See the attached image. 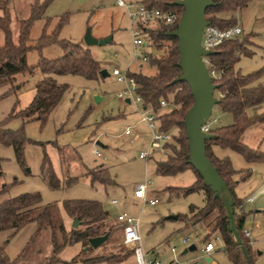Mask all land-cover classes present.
<instances>
[{
    "label": "rangeland",
    "instance_id": "1",
    "mask_svg": "<svg viewBox=\"0 0 264 264\" xmlns=\"http://www.w3.org/2000/svg\"><path fill=\"white\" fill-rule=\"evenodd\" d=\"M33 0H0L8 14V28L13 41L17 38L18 21L28 16L29 5ZM46 4L42 16L32 21L28 44L36 45L42 31L48 35L56 27L55 39L68 41L88 48L90 54L106 69L108 76L97 80H88L79 75H57L59 83L67 85L55 107L43 123L27 121L19 116H10L24 109L34 95V85L41 78L36 64L41 59H51L63 54L62 46L56 41L44 42L38 48L26 52L25 61L34 66L30 73H18L10 84L0 85V122L10 131H21L23 135L22 158L18 162L11 145L0 143V201L22 193L37 192L40 203H55L66 230L71 228L72 219L61 209V202L68 199H88L98 201L107 219L118 229L97 248L84 250L80 243L64 246L57 254L58 261L53 264H83V257H95L108 250L125 254L121 243L119 223L115 216L126 213L137 218V232L147 258L155 257L159 264H205L199 249L204 245V226L201 222L185 226L182 216L188 213L189 206L201 207L204 195L201 190L185 193L196 176L190 167L174 174L160 175L155 172V161L163 160L165 153L152 152L146 159L138 158L141 151L147 150L149 133L143 123L138 121V110L132 102L125 103L116 93L122 84L115 82L110 74L113 67L121 71L131 59L132 46L128 21L122 7L116 0H35ZM141 1V0H124ZM231 15L241 30L236 39L243 41L242 49L237 52L234 69L241 74L259 71L257 82L264 85V0H247L238 10L221 14ZM0 16L2 11L0 10ZM220 16V15H219ZM89 29L92 37L108 39L98 45H84L83 34ZM3 34L0 31V44ZM139 50V49H138ZM147 54L160 55L163 50L150 46L140 49ZM135 60L130 66L131 72L152 74L154 67L146 62L137 65ZM101 99L94 102L93 95ZM164 109H160V113ZM264 111V101L257 109ZM246 113L251 115L252 110ZM210 118H215V126H224L232 122L229 113L223 112L217 104L212 106ZM130 127V134L123 135L124 127ZM98 141L103 147L95 142ZM241 141L251 148L264 151V123H255L245 128ZM213 153L226 157L232 169L248 168L250 175L244 181H236L234 196L243 201L251 196L252 202L236 208L235 213L243 214V227L250 231V262L264 264V162L247 163L237 152L228 148L212 145ZM94 150L100 153L96 156ZM46 154L52 170L58 179V187L50 188L41 176V159ZM97 167L106 168L109 182L94 181L86 172ZM237 178L234 176L233 178ZM76 178L67 182V179ZM144 178L150 181L145 199L157 198V203L148 205L133 196V187ZM115 199L117 204L110 203ZM175 215V219L167 216ZM34 228L28 223L14 234L9 230L0 231V243L5 242L4 252L9 258L15 257ZM188 236L189 242H182ZM213 244L210 252L212 264H232L223 251L218 236L208 238ZM193 243L195 249L182 253ZM124 247V248H123ZM174 247V252L170 248ZM38 250H40L38 252ZM153 251V252H152ZM50 252L48 233L41 235L26 258V264H37ZM79 254L76 261L71 259ZM86 264H133L131 255L122 262H95Z\"/></svg>",
    "mask_w": 264,
    "mask_h": 264
},
{
    "label": "trees",
    "instance_id": "2",
    "mask_svg": "<svg viewBox=\"0 0 264 264\" xmlns=\"http://www.w3.org/2000/svg\"><path fill=\"white\" fill-rule=\"evenodd\" d=\"M172 0H141L148 6L163 9L175 8L180 13L181 7L170 6L168 2ZM212 6L204 11V17L209 25L219 28L227 27L232 22L231 15L227 18L221 14L233 12L243 7L247 0H211ZM46 4H39L35 0L29 5L28 16L18 21L17 38L11 39L8 28V14L5 6H0L2 16H0V31L3 34L0 44V85L10 84L14 76L18 73H30L34 66H28L25 61L26 52L32 48H38L40 43L56 41L55 28L50 34L43 30L38 44L29 45L28 34L33 20L42 16ZM220 15V16H219ZM176 21L170 25L160 24L154 29L146 30L150 47L156 50H163L160 55L148 54V61L154 67L152 74L140 72H129L136 83L135 94L141 99L143 107H150L157 113L158 126L161 131L171 133V140L164 144L165 153L163 160L155 161L154 169L157 174H174L190 167L196 176L195 182L185 188V193L201 190L204 195V203L201 207L189 206L188 213L182 216L185 226H191L201 222L204 226V241L209 237L218 236L223 244V251L227 254L232 264H251L250 262V243L241 234L244 215L235 213V209L241 201L234 196L233 187L235 181H244L250 175L248 168L234 170L226 157L216 156L212 150V145L220 148H228L240 154L247 163L264 162V151L251 148L241 141V135L245 128L255 123H264V111L258 112L260 104L264 101V85L258 83L259 71L241 74L234 69V61L237 52L242 49L243 41L238 39H228L222 41L212 49V53L206 56L207 68L220 71L213 83L217 85L214 96L219 100V108L229 113L232 122L224 126H215L209 130L214 138L205 140V154L211 165L215 168L218 175L226 184L233 200V216L235 228L240 237L245 256H243L239 246L236 244L232 234L227 230V217L225 210L219 199L214 198L208 187L204 186L198 173L186 163L187 144L184 135L182 119L186 110L192 103L188 86L185 82L171 83L180 73L176 65L178 53L176 39L173 36L165 35V32L172 29ZM63 48V54L56 58L41 59L36 67L41 73V78L34 85V95L29 104L10 116H19L27 121L36 120L43 123L51 110L59 101L67 85L56 81L57 75H79L88 80L100 78L99 71L103 68L89 52L88 48L68 41L58 42ZM168 101L171 107L162 110L160 113L159 101ZM251 109V115L246 113ZM23 135L21 131H10L2 126L0 122V143L12 146L14 156L18 162L23 163ZM41 176L45 179L48 186L52 189L58 187L51 164L46 154L41 159ZM90 182H109L106 168L97 167L86 172ZM1 176V170H0ZM237 176V178H233ZM76 178L67 179L73 182ZM4 187V184L1 186ZM0 188V191L2 190ZM40 196L37 192L22 193L14 197L0 201V231L9 230L11 235L28 223H33L34 228L27 241L19 253L9 258L4 252L5 242L0 243V264H26V258L38 238L46 231L50 244V252L43 261L37 264H53L58 261V252L66 245L80 243L82 247L88 245V238L106 234L104 242L118 229L107 219V212L104 211L98 201L88 199H68L61 202L63 212L72 218H76L78 226L66 230L61 217L58 214V207L55 203H40ZM120 228V227H119ZM124 248V247H123ZM88 251L90 248L87 249ZM125 254L120 252L107 251L105 254L95 257H83L81 262H122L127 256L131 255V250L125 248ZM40 250H38L39 252ZM79 254L75 255L71 262L78 259Z\"/></svg>",
    "mask_w": 264,
    "mask_h": 264
},
{
    "label": "water",
    "instance_id": "3",
    "mask_svg": "<svg viewBox=\"0 0 264 264\" xmlns=\"http://www.w3.org/2000/svg\"><path fill=\"white\" fill-rule=\"evenodd\" d=\"M168 4L181 7L176 25L165 32V35L175 37L178 53L176 65L180 73L171 83L185 82L192 98V103L182 119L187 144L186 163L198 173L202 184L209 188L213 197L222 203L227 217V230L231 232L236 244L245 256L240 237L235 228L234 202L231 194L205 154V140L214 138V135L205 133L200 129L204 121L210 116L212 106L218 104L219 101L214 96L217 85L209 77L202 59V57L210 55L212 51L203 49L200 44L202 28L209 24L204 17V11L207 7L212 6L213 2L211 0H172ZM82 39L86 46L101 45L108 41L106 38L96 39L92 37L88 28L85 30ZM99 73L101 77L108 76V72L104 68ZM100 99V95H93L94 102H98ZM125 101L128 102V99L126 98ZM95 143L100 145L98 141ZM167 218L175 219L176 216L170 215ZM77 226L78 221L76 218H72L71 227L76 228ZM105 239L106 234L88 238V245L84 247V250L97 248ZM194 249V244H189L182 250V253Z\"/></svg>",
    "mask_w": 264,
    "mask_h": 264
},
{
    "label": "built area",
    "instance_id": "4",
    "mask_svg": "<svg viewBox=\"0 0 264 264\" xmlns=\"http://www.w3.org/2000/svg\"><path fill=\"white\" fill-rule=\"evenodd\" d=\"M116 5L124 9L128 28L130 32L132 55L131 60H137L138 62H147L148 54L145 51H140V49L145 46H150V41L147 38L146 30L154 29L160 24L170 25L175 21L177 23L180 13L175 8L163 9L154 6H148L141 1H124L116 0ZM241 33L238 24H234L219 28L212 25H206L202 28L200 44L203 49L211 50L220 44L224 40L236 39ZM139 49V50H138ZM204 64L206 66V56L202 57ZM207 68V66H206ZM207 72L209 77L215 79L219 76L220 71H215L214 69H208ZM111 76L115 82L122 84V89L116 93L118 99L128 98L133 104L137 106L138 110V120L145 125L149 133V139L147 142V150L141 151L138 154V158L146 159L150 156L152 152H164V144L171 140V133L168 131H161L158 126L157 113L154 112L150 107H143L141 104V99L135 94L136 83L127 68L120 70L118 67H113L110 71ZM160 109L168 110L171 105L168 101L161 99L159 101ZM216 123L215 118H210V116L204 121L200 129L209 133V130ZM130 127H124L122 134L129 135ZM96 156L100 153L96 150L93 152ZM150 181L146 178L140 183H136L133 187V196L140 200L142 203H147L148 205H154L157 203V198H151L146 200L145 194ZM252 197L248 196L238 205L241 208L245 202H250ZM110 203L115 205L117 201L111 199ZM115 220L119 223L120 233H121V243L122 245L131 250V258L134 264H159V261L155 257L147 258L145 255L144 248L141 244V239L137 232V218H134L126 213H119L115 216ZM241 234L243 237L249 239L250 231L244 227L241 228ZM182 242H189V237H182ZM250 243V241H248ZM213 249V244L211 241H204V245L199 249L201 253V258L204 260L205 264L210 263L209 253ZM171 252H174V247L170 248ZM191 264H198L196 260L192 261Z\"/></svg>",
    "mask_w": 264,
    "mask_h": 264
},
{
    "label": "crops",
    "instance_id": "5",
    "mask_svg": "<svg viewBox=\"0 0 264 264\" xmlns=\"http://www.w3.org/2000/svg\"><path fill=\"white\" fill-rule=\"evenodd\" d=\"M135 60H129V62L127 63V65H126V67L125 68H127L128 69V71L129 72H131V70H130V66L133 64V62H134ZM147 63V62H146ZM138 66H140V62H138V64H137ZM133 72V71H132ZM126 99V98H125ZM125 99H123L124 100V102L125 103H130L131 101L128 99V102H126L125 101ZM134 106L137 108V106L134 104ZM139 121V120H138ZM140 122V121H139ZM141 123V122H140ZM124 135V134H123ZM101 145V144H100ZM102 147H103V145H101ZM211 150H212V147H211ZM212 152H213V150H212ZM100 156V155H99ZM235 183H236V181H235ZM235 186V185H234ZM234 188V187H233ZM251 197V196H250ZM156 198V197H155ZM252 200H253V198H252ZM252 200L250 201V202H252ZM241 201V200H240ZM250 202H245V203H250ZM208 240V239H207ZM191 244H193V243H191ZM195 246V245H194ZM153 252V251H152ZM209 257H210V253H209ZM132 263H133V260H132ZM210 263L212 264V262H211V257H210ZM134 264V263H133Z\"/></svg>",
    "mask_w": 264,
    "mask_h": 264
}]
</instances>
